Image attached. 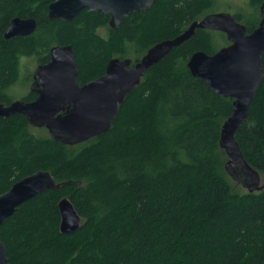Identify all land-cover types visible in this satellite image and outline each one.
Returning a JSON list of instances; mask_svg holds the SVG:
<instances>
[{"label": "trees", "instance_id": "16d2710c", "mask_svg": "<svg viewBox=\"0 0 264 264\" xmlns=\"http://www.w3.org/2000/svg\"><path fill=\"white\" fill-rule=\"evenodd\" d=\"M53 1L0 0V103L13 100L7 89L22 60L44 65L53 46H72L76 80L85 84L101 77L109 60L137 62L213 7V0H154L113 30L109 16L90 10L71 22L49 20ZM260 2L249 0L252 19L234 15L246 34L257 29ZM15 18L34 19L35 31L4 39ZM228 44L223 33L196 30L144 72L107 132L77 145L55 142L21 115L0 117V195L38 170L59 185L1 223L9 264H263L264 187L248 193L233 181L219 147L233 100L190 75L186 62ZM261 59L263 78L233 138L264 184V53ZM64 198L81 218L66 235L59 230Z\"/></svg>", "mask_w": 264, "mask_h": 264}, {"label": "water", "instance_id": "95a60500", "mask_svg": "<svg viewBox=\"0 0 264 264\" xmlns=\"http://www.w3.org/2000/svg\"><path fill=\"white\" fill-rule=\"evenodd\" d=\"M153 1L54 0L47 7L46 17L71 22L81 11L90 10L109 16L108 27L114 30L123 17L149 10ZM259 8L261 20L251 33L246 34L245 26L235 22L228 13L209 14L190 23L180 35L155 44L135 63L128 58L109 60L104 74L85 84L76 80L78 67L72 46H53L49 50V61L34 68L30 91L36 95L35 99L27 103L14 101L8 106L0 104V117L21 115L30 126L44 128L52 140L62 145L86 142L108 131L122 102L138 86L144 72L165 58L171 49L192 38L196 30L220 32L229 44L213 55L201 51L193 53L186 61L187 68L190 75L204 81L215 94L233 100L231 114L222 124L219 137V147L227 157L224 170L248 193L260 191L264 184L259 173L243 159L233 138L239 124L247 117L248 106L263 78L264 0ZM35 28L34 19L15 18L3 38L29 36ZM11 185L0 195V226L32 197L59 188L50 172L43 170ZM72 207L65 198L58 203L60 234L73 233L81 225V218ZM0 264H9L1 241Z\"/></svg>", "mask_w": 264, "mask_h": 264}, {"label": "flooded vegetation", "instance_id": "af4514ba", "mask_svg": "<svg viewBox=\"0 0 264 264\" xmlns=\"http://www.w3.org/2000/svg\"><path fill=\"white\" fill-rule=\"evenodd\" d=\"M261 4H262V0H261V2H260V4H259V6L257 7V11H258V23H257V26L259 25V23H260V21L259 20H261V15H260V6H261ZM217 6V0H213V7L212 8H214V7H216ZM249 0H248V3H247V9H242V8H235L234 9V12H233V14H230L233 18H234V15L235 14H240V13H246L245 15H243L244 16V18L245 17H250V19H252V17L254 18L255 17V15H253L252 14V12L250 11V9H249ZM212 8H210V9H212ZM210 9H208V12H207V14L206 15H209V11H210ZM229 14V13H228ZM249 14V15H248ZM205 15V16H206ZM245 19H247V18H245ZM235 20V19H234ZM254 20V19H253ZM198 21V20H197ZM235 22H236V20H235ZM239 24H241V25H243L242 23H240V22H238ZM244 26V25H243ZM257 26H256V28H257ZM8 29V28H7ZM5 31V30H4ZM248 34V33H247ZM3 35H4V33H3ZM38 66V64L35 66V68ZM20 69V72L18 73V76H17V78L15 79V82L11 85V86H9L8 87V89H7V92L9 93L8 95L9 96H11L12 98H13V100L11 101V102H9L8 104H4V103H0V104H3V105H5V106H8L10 103H12V102H16V101H23V102H31V101H33L34 99H35V97H36V95L35 94H33L31 91H30V86H31V80H32V75H33V72H34V68H33V71L30 73V76L28 77V74L29 73H26L27 72V70H24V69H22V68H19ZM22 70V71H21ZM22 81V82H21ZM29 82V86H28V88H29V91H27L26 93H24V94H20L19 96H17L16 94L18 93L17 92V87L20 85V84H24V85H26V83L27 82ZM30 94V97H31V100H22V98H26L27 99V97H28V95Z\"/></svg>", "mask_w": 264, "mask_h": 264}, {"label": "rangeland", "instance_id": "374dc122", "mask_svg": "<svg viewBox=\"0 0 264 264\" xmlns=\"http://www.w3.org/2000/svg\"><path fill=\"white\" fill-rule=\"evenodd\" d=\"M247 3L248 0H217V6L210 9L209 14H215L217 12L233 14L235 8L247 9ZM22 64L23 69H27L26 73H31L33 71V68H35V66L37 65L35 61L30 59L22 60ZM28 86L29 82H27L26 85L20 84L17 87L18 93L16 95L19 96L20 94L22 95L29 91Z\"/></svg>", "mask_w": 264, "mask_h": 264}]
</instances>
